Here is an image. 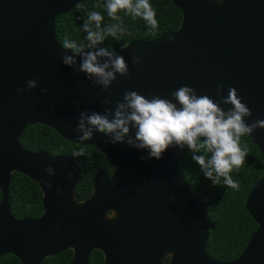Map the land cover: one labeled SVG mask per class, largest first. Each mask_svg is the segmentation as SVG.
Wrapping results in <instances>:
<instances>
[{"label":"water","instance_id":"95a60500","mask_svg":"<svg viewBox=\"0 0 264 264\" xmlns=\"http://www.w3.org/2000/svg\"><path fill=\"white\" fill-rule=\"evenodd\" d=\"M79 1L0 0V256L10 253L22 264H38L71 249L70 264H88L92 250L103 254L104 264H163L166 257V264H264V128L248 135L263 163L262 177L245 201L257 229L229 262L212 260L205 252L207 208L187 187L179 167L182 147L170 146L161 159H148L147 150L126 142L135 139L134 129L124 143H112L111 134L100 132L79 141L82 133H77L82 113L112 119L126 92L175 102L173 93L184 85L226 112L232 107L229 89L235 88L251 109L247 123L264 120V0H171L182 13L179 26L129 43L118 54L128 75L117 73L108 87L80 70L86 54L65 50L56 39L55 18ZM66 55L73 56V65L63 63ZM97 62L110 63V58L98 56ZM30 80L35 87L28 86ZM34 124L93 146L113 166L134 168L142 185L132 190L123 182L110 183L99 171L91 194L77 201L81 172L69 156L20 146L22 131ZM13 172L40 187V218L11 215Z\"/></svg>","mask_w":264,"mask_h":264},{"label":"trees","instance_id":"16d2710c","mask_svg":"<svg viewBox=\"0 0 264 264\" xmlns=\"http://www.w3.org/2000/svg\"><path fill=\"white\" fill-rule=\"evenodd\" d=\"M106 3L107 0H80L73 9L59 14L54 21V30L61 47L66 38L81 47V54L105 48L114 55H118L133 41H149L166 31L176 29L182 18L181 10L171 0H150L156 10V18L159 23L158 29L152 31L144 20L133 18L124 11L118 13L119 20L111 19L107 15ZM91 11H98L104 16L101 29L120 25L124 31L118 32L117 37L105 36L102 43L95 47H89L90 42L86 39L87 32L84 31L83 25ZM91 27L93 31H97L94 23ZM19 144L23 149L31 152L43 150L53 156H70L82 175L80 183L74 190L77 201L90 195L92 179L100 169L107 172L110 180L125 178L124 180L131 188H136L142 182L134 169L130 167L120 170L114 168L107 158L93 146L67 141L53 129L42 124L27 126L20 135ZM244 145H247L248 149L245 163L231 173L232 178L239 182L238 190L224 185L223 178L219 184H214L212 180L206 178L200 166L192 159L193 153L186 145L182 147L179 157V167L185 177L187 187L207 208L208 237L205 252L212 260L229 262L238 257L251 234L257 229L256 222L245 208V201L250 189L262 177L263 163L257 148L248 136L241 138V146ZM81 150H83V154H74ZM196 154H204V150ZM8 201L10 212L15 218H37L41 214L42 193L40 187L24 174L12 173L8 185ZM71 257V250H66L56 257L47 258L40 264H69ZM0 264H19V261L13 256L6 255L0 259ZM89 264H103L101 252L93 251Z\"/></svg>","mask_w":264,"mask_h":264},{"label":"clouds","instance_id":"9594fccd","mask_svg":"<svg viewBox=\"0 0 264 264\" xmlns=\"http://www.w3.org/2000/svg\"><path fill=\"white\" fill-rule=\"evenodd\" d=\"M105 7L107 15L113 20H119L118 13L124 11L133 18L144 20L152 31L159 27L157 13L150 0H107ZM103 19L104 16L98 11L88 13L83 29L87 32L89 47L102 43L105 36L117 37L118 32L124 31L120 25L101 29ZM93 23L97 31L92 30ZM62 47L75 53L82 51L76 42L66 38ZM113 55L105 48L88 52L84 55L80 70L95 76L98 83L108 87L116 79L117 73L128 75L124 58L120 55L112 58ZM98 56L109 57L110 63H98ZM63 63L73 65V56H64ZM133 63H139L138 58H134ZM28 86L35 87V81L30 80ZM173 97L175 102L160 96L148 98L136 91L126 92L124 102L118 104L112 119L96 112L91 115L82 113L77 126V133L82 135H78V140L88 141L94 132H100L111 134L112 143H124L125 137L134 129L135 139H128L127 144L147 150L148 159L157 160L170 146L186 145L206 178L214 184H219L223 178L224 185L238 190L239 182L232 178L231 173L244 165L248 155L247 145L241 146V138L252 135L257 126L264 128V120L256 124L247 123L245 118L251 115V109L238 96L235 88L229 89L227 102L232 107L227 112L211 97L198 96L195 89L187 85L179 87ZM201 150H204V154L197 155ZM74 154L81 155L83 150Z\"/></svg>","mask_w":264,"mask_h":264},{"label":"flooded vegetation","instance_id":"af4514ba","mask_svg":"<svg viewBox=\"0 0 264 264\" xmlns=\"http://www.w3.org/2000/svg\"><path fill=\"white\" fill-rule=\"evenodd\" d=\"M52 129V128H51ZM23 132V131H22ZM25 150V149H24ZM28 151V150H27ZM40 151H43V150H40ZM99 151V150H98ZM31 152V151H30ZM35 152H37V151H35ZM46 152V151H45ZM100 152V151H99ZM48 153V152H47ZM101 153V152H100ZM49 154V153H48ZM49 155H51V154H49ZM51 156H53V155H51ZM56 156H68V155H56ZM55 157V156H54ZM70 157V156H69ZM71 158V157H70ZM72 159V158H71ZM73 160V159H72ZM108 160V159H107ZM109 161V160H108ZM75 163V162H74ZM110 163V162H109ZM76 164V163H75ZM111 164V163H110ZM111 166H113L112 164H111ZM114 168H117V169H124V168H127V167H130V166H125V167H116V166H113ZM130 168H132V167H130ZM132 169H134V168H132ZM135 170V169H134ZM99 171H103L106 175H107V179H108V181L110 182V183H115V182H123V183H125L130 189H132V190H136V189H138L141 185H142V183H143V179L141 178V176H140V178L142 179V182H141V184L139 185V186H137L136 188H131L130 186H129V184L126 182V180H124L125 178H122V179H115V180H110V178H109V175L107 174V172H105L104 170H98L97 172H99ZM136 171V170H135ZM81 172V171H80ZM97 172L95 173V175H94V177L96 176V174H97ZM137 172V171H136ZM14 173V172H13ZM18 173V172H17ZM21 174V173H20ZM81 177H82V175H81ZM94 177H93V179H94ZM127 178V177H126ZM93 179H92V181H93ZM80 183V182H79ZM78 183V184H79ZM76 188V187H75ZM75 190V189H74ZM92 191V190H91ZM42 193V192H41ZM91 194V193H90ZM10 209V208H9ZM42 212H43V206H42V211H41V214H42ZM11 213V212H10ZM41 214L37 217V218H29V217H24V218H15V217H13L14 219H16V220H22V219H32V220H36V219H38V218H40V216H41ZM12 215V214H11ZM111 215H113V212L112 211H108L107 212V216H111ZM67 250H71V249H67ZM66 251V250H65ZM93 251H95V250H92L91 252H90V254H89V259H90V255H91V253L93 252ZM97 251H99V250H97ZM64 251H62L61 253H63ZM100 252V251H99ZM61 253H59V254H56V255H54V256H48V257H46V258H44L43 260H41L38 264H40L42 261H44V260H46L47 258H51V257H56V256H58V255H60ZM71 253H72V256H73V250H71ZM102 254V253H101ZM6 255H10V256H13V257H15L14 255H12V254H10V253H7V254H3V255H1L0 256V259H2L4 256H6ZM102 256H103V254H102ZM16 258V257H15ZM18 261H19V264H22L21 263V261L18 259V258H16ZM71 261H72V257H71V260H70V262H69V264L71 263ZM167 261H168V257H166L165 258V260H164V263L163 264H166L167 263ZM88 264H89V261H88ZM103 264H104V257H103Z\"/></svg>","mask_w":264,"mask_h":264},{"label":"rangeland","instance_id":"374dc122","mask_svg":"<svg viewBox=\"0 0 264 264\" xmlns=\"http://www.w3.org/2000/svg\"><path fill=\"white\" fill-rule=\"evenodd\" d=\"M213 1H215V2H220L221 0H213Z\"/></svg>","mask_w":264,"mask_h":264}]
</instances>
